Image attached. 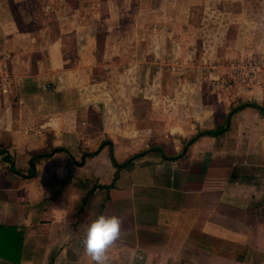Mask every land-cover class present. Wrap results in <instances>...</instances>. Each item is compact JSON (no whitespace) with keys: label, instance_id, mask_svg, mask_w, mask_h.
I'll return each instance as SVG.
<instances>
[{"label":"crops","instance_id":"1","mask_svg":"<svg viewBox=\"0 0 264 264\" xmlns=\"http://www.w3.org/2000/svg\"><path fill=\"white\" fill-rule=\"evenodd\" d=\"M86 41L76 37V48ZM66 44L56 46L57 61L45 48L29 62L13 56L9 74L0 69V264H94L83 240L100 215L121 221L109 264H264V114L243 109L225 133L170 160L181 148L168 153L170 137L154 136L156 112H137L134 102L146 97L93 94L88 107H71L80 70L64 65ZM41 102L53 110H39ZM205 117L196 132L217 128ZM149 147L161 152L119 171L111 163ZM57 148L22 177L34 155Z\"/></svg>","mask_w":264,"mask_h":264},{"label":"rangeland","instance_id":"2","mask_svg":"<svg viewBox=\"0 0 264 264\" xmlns=\"http://www.w3.org/2000/svg\"><path fill=\"white\" fill-rule=\"evenodd\" d=\"M63 40L64 65L80 70L71 107L93 94L146 97L137 112H156L154 136L170 137L168 153L181 152L205 116L218 129L240 103L264 108V68H248L264 63V0H0L3 74L13 56L29 62L45 48L57 61Z\"/></svg>","mask_w":264,"mask_h":264},{"label":"trees","instance_id":"3","mask_svg":"<svg viewBox=\"0 0 264 264\" xmlns=\"http://www.w3.org/2000/svg\"><path fill=\"white\" fill-rule=\"evenodd\" d=\"M246 108H252L255 109L256 111H258L260 114H264V108L261 107L260 105L256 104V103H252V102H243L240 103L238 106L233 107L230 109L229 113L227 114L226 118H225V125L222 128H218V129H214V130H199L197 132V134L191 138L190 140H188L183 148H182V152L177 155V156H173L170 157L169 159H176L182 155H184V153L186 152V150L188 149V147H190L192 144H194L200 137L202 136H210V137H217L223 133H225L230 125V119L233 115H235L237 112L246 109ZM107 145H111L110 142H102L99 147L91 152V153H83L81 156V161L79 163H77V165H82L83 161L85 160V158L87 157H92L97 155L105 146ZM59 151H63L62 149H51L49 152L44 153V154H38V155H34L28 162V170L26 175H22L23 178H31L34 176L35 173V164L37 161L42 160V159H46V158H50L52 157L56 152ZM151 152H161L159 147H149L148 149L133 155L129 160L125 161L122 164H118L115 159L113 157H111V163L112 165L117 169V171H119L120 169L124 168L127 164L131 163L132 160L140 158L148 153Z\"/></svg>","mask_w":264,"mask_h":264},{"label":"clouds","instance_id":"4","mask_svg":"<svg viewBox=\"0 0 264 264\" xmlns=\"http://www.w3.org/2000/svg\"><path fill=\"white\" fill-rule=\"evenodd\" d=\"M121 221L117 216L100 215L87 229L84 252L94 264H109V248L120 238Z\"/></svg>","mask_w":264,"mask_h":264},{"label":"built area","instance_id":"5","mask_svg":"<svg viewBox=\"0 0 264 264\" xmlns=\"http://www.w3.org/2000/svg\"><path fill=\"white\" fill-rule=\"evenodd\" d=\"M244 68H246V66L244 65ZM248 68L249 71H252L251 69H259V68H264V63H259V64H255V63H248ZM253 72V71H252ZM1 261V260H0Z\"/></svg>","mask_w":264,"mask_h":264}]
</instances>
